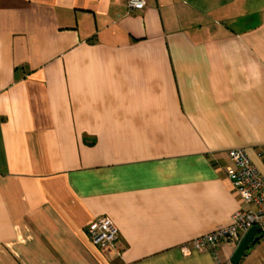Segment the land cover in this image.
I'll return each instance as SVG.
<instances>
[{
  "label": "crops",
  "instance_id": "obj_1",
  "mask_svg": "<svg viewBox=\"0 0 264 264\" xmlns=\"http://www.w3.org/2000/svg\"><path fill=\"white\" fill-rule=\"evenodd\" d=\"M232 148L264 176V0H0V264H233L180 251L238 210Z\"/></svg>",
  "mask_w": 264,
  "mask_h": 264
},
{
  "label": "built area",
  "instance_id": "obj_2",
  "mask_svg": "<svg viewBox=\"0 0 264 264\" xmlns=\"http://www.w3.org/2000/svg\"><path fill=\"white\" fill-rule=\"evenodd\" d=\"M128 12L142 10L147 0H125ZM230 164L226 168L227 177L240 197V206L233 214L231 223L219 230L205 233L180 248L183 254L193 251L214 250L220 242L238 245L253 227L264 235V176L251 162L243 148H232L227 152ZM86 232L92 244L120 256L118 231L108 216H98L86 225Z\"/></svg>",
  "mask_w": 264,
  "mask_h": 264
},
{
  "label": "water",
  "instance_id": "obj_3",
  "mask_svg": "<svg viewBox=\"0 0 264 264\" xmlns=\"http://www.w3.org/2000/svg\"><path fill=\"white\" fill-rule=\"evenodd\" d=\"M258 230L257 228H251L243 237L241 242L236 246V249L231 258V262L233 264H238L239 261L245 256L252 246L260 239L261 236H257Z\"/></svg>",
  "mask_w": 264,
  "mask_h": 264
},
{
  "label": "rangeland",
  "instance_id": "obj_4",
  "mask_svg": "<svg viewBox=\"0 0 264 264\" xmlns=\"http://www.w3.org/2000/svg\"><path fill=\"white\" fill-rule=\"evenodd\" d=\"M242 264H264V236L252 246Z\"/></svg>",
  "mask_w": 264,
  "mask_h": 264
},
{
  "label": "trees",
  "instance_id": "obj_5",
  "mask_svg": "<svg viewBox=\"0 0 264 264\" xmlns=\"http://www.w3.org/2000/svg\"><path fill=\"white\" fill-rule=\"evenodd\" d=\"M264 236V235H261V237Z\"/></svg>",
  "mask_w": 264,
  "mask_h": 264
}]
</instances>
